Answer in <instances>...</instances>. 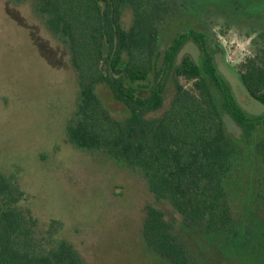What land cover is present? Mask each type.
I'll return each mask as SVG.
<instances>
[{"label": "trees", "instance_id": "obj_1", "mask_svg": "<svg viewBox=\"0 0 264 264\" xmlns=\"http://www.w3.org/2000/svg\"><path fill=\"white\" fill-rule=\"evenodd\" d=\"M32 3L48 30L68 47L77 74L78 103L67 124L68 140L140 169L155 198L168 200L180 214L174 224L159 207L146 209L143 236L149 248L174 264H192L177 227L234 232L248 220H263L251 212L246 219L234 207L237 189L246 191L250 203L264 204L261 190L251 196L247 179L236 175L248 167L264 171V115L242 108L201 32H176L158 64L156 47L167 12L160 1ZM124 9L131 10L128 28L122 24ZM259 37L263 43L239 64L237 74L247 94L264 105V31ZM190 39L197 43L198 59L184 55L177 61ZM168 77L174 94L168 107L153 116L164 103ZM179 77L192 80L193 88L184 87ZM97 84L122 104L123 120L102 102ZM225 115L239 127L238 138L229 134ZM22 199L23 193L0 172V264H86L69 242L56 239V221L37 233V219L18 207ZM236 211L240 216L235 218Z\"/></svg>", "mask_w": 264, "mask_h": 264}, {"label": "rangeland", "instance_id": "obj_2", "mask_svg": "<svg viewBox=\"0 0 264 264\" xmlns=\"http://www.w3.org/2000/svg\"><path fill=\"white\" fill-rule=\"evenodd\" d=\"M145 1H160L167 9L156 47L158 64L175 33L193 28L216 51L217 69L242 108L264 115V105L247 94L237 74L239 64L263 43L264 0ZM131 17V10L124 9L123 26L128 28ZM184 55L198 59L193 39L179 49L177 61ZM167 80L164 103L153 116L168 107L174 94L171 77ZM178 81L193 88L192 80ZM96 87L105 106L123 120L122 104L106 87ZM77 103V74L66 44L35 14L32 0H0V172L23 193L18 207L37 219L38 234L56 221V239L69 242L86 264H174L148 247L143 223L149 206L159 207L173 223L181 221L180 214L168 200L155 198L140 169L68 140L67 124ZM224 122L238 138L237 124L226 115ZM236 175L249 181L251 196L257 188L264 195L261 168ZM245 193L237 189L234 208L243 210L246 219L251 212L263 220H248L234 232L177 227L192 264H264V204L250 203Z\"/></svg>", "mask_w": 264, "mask_h": 264}]
</instances>
